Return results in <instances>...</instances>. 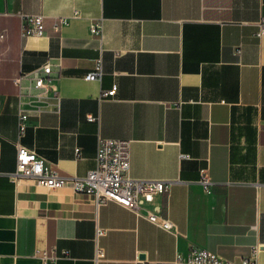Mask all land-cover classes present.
<instances>
[{
	"label": "crops",
	"instance_id": "obj_1",
	"mask_svg": "<svg viewBox=\"0 0 264 264\" xmlns=\"http://www.w3.org/2000/svg\"><path fill=\"white\" fill-rule=\"evenodd\" d=\"M263 12L264 0H0V264H43L36 251L69 254L46 264H92L96 226L101 264L169 263L191 248L240 264L254 247L252 264H264ZM19 14L42 16L44 35L21 38ZM62 17L68 24L55 32ZM99 58L101 80L84 81ZM46 62L56 93L31 113L21 145L71 179L95 167L99 139L131 142L128 178L173 182L154 203L175 234L115 203L95 214L70 186L10 181L13 79ZM113 84L115 97L102 100Z\"/></svg>",
	"mask_w": 264,
	"mask_h": 264
},
{
	"label": "built area",
	"instance_id": "obj_2",
	"mask_svg": "<svg viewBox=\"0 0 264 264\" xmlns=\"http://www.w3.org/2000/svg\"><path fill=\"white\" fill-rule=\"evenodd\" d=\"M77 12L73 13V17ZM19 35L21 38L35 37L40 38L44 35V19L40 15L19 14ZM68 18H58L53 23V30L59 32L61 28L67 26ZM258 31L256 36H264V12L257 22ZM93 35L101 36L102 24L94 23L89 27ZM102 77V62L97 59L93 70L88 72L83 80L86 82H99ZM55 82L52 78L51 65L46 62L32 72L19 71L13 79V84L18 88L19 107H18V135L16 148V169L8 177L14 184L21 179H27L34 182L37 186L48 191H57L70 186L75 193L86 197L92 204L95 214L100 207L107 203H115L131 212L138 218L145 219L151 224L157 225L166 232L175 234L174 224L164 216L162 207L154 203L155 197L163 196L173 182L158 180H136L127 177L130 167V144L126 140L117 139H99L95 155V167L88 171L84 176L71 179L64 178L51 171L44 161L34 152L24 148L20 140L24 137L31 113L42 112V103L56 90L51 85ZM117 92V85L100 93V98L113 99ZM24 99V100H23ZM87 122L93 123L97 118L87 116ZM75 156L80 157V149L76 148ZM180 160L188 159L185 154H180ZM198 183L205 193L211 192L213 183L210 181L207 171H199ZM104 230L96 226L94 237L95 251L91 259L92 264H101L105 262V252L98 245L100 237L104 236ZM258 249L252 248L250 255L240 259V264H252L255 261ZM36 257L43 263H55L59 258L68 259L69 254L62 251L60 257L48 254L46 251H36ZM141 264H235L226 262L216 254L207 250L191 248L184 254L178 253L169 263L149 262L147 260H138Z\"/></svg>",
	"mask_w": 264,
	"mask_h": 264
}]
</instances>
